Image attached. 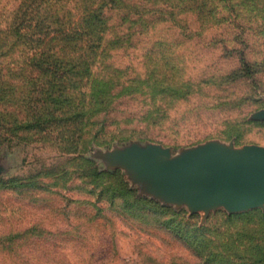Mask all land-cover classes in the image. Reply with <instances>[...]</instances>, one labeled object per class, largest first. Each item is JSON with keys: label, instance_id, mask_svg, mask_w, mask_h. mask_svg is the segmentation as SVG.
<instances>
[{"label": "rangeland", "instance_id": "rangeland-1", "mask_svg": "<svg viewBox=\"0 0 264 264\" xmlns=\"http://www.w3.org/2000/svg\"><path fill=\"white\" fill-rule=\"evenodd\" d=\"M116 1L80 117L0 124V264H264V201L203 202L163 174L264 148V0Z\"/></svg>", "mask_w": 264, "mask_h": 264}, {"label": "trees", "instance_id": "trees-1", "mask_svg": "<svg viewBox=\"0 0 264 264\" xmlns=\"http://www.w3.org/2000/svg\"><path fill=\"white\" fill-rule=\"evenodd\" d=\"M190 1L200 11L213 4ZM116 2L20 0L13 10H0V124L20 128L33 123L46 130L51 121L80 117L77 105L87 91L77 81L93 75L112 53L104 46L110 23L103 10ZM61 111L69 118L60 117Z\"/></svg>", "mask_w": 264, "mask_h": 264}, {"label": "water", "instance_id": "water-1", "mask_svg": "<svg viewBox=\"0 0 264 264\" xmlns=\"http://www.w3.org/2000/svg\"><path fill=\"white\" fill-rule=\"evenodd\" d=\"M252 158L228 157L209 162L211 172L204 178L164 169L167 182L179 191L203 202L226 195L239 207L264 201V148H251Z\"/></svg>", "mask_w": 264, "mask_h": 264}]
</instances>
